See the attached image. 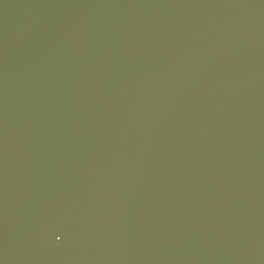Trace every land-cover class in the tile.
I'll return each instance as SVG.
<instances>
[{"label": "water", "instance_id": "1", "mask_svg": "<svg viewBox=\"0 0 264 264\" xmlns=\"http://www.w3.org/2000/svg\"><path fill=\"white\" fill-rule=\"evenodd\" d=\"M0 264H264V0H0Z\"/></svg>", "mask_w": 264, "mask_h": 264}]
</instances>
